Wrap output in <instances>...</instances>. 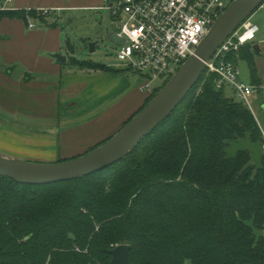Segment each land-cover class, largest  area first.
Listing matches in <instances>:
<instances>
[{
  "label": "trees",
  "instance_id": "16d2710c",
  "mask_svg": "<svg viewBox=\"0 0 264 264\" xmlns=\"http://www.w3.org/2000/svg\"><path fill=\"white\" fill-rule=\"evenodd\" d=\"M16 17L26 14L0 10V21ZM254 52L246 46L229 59L248 60L260 90ZM225 91L205 72L129 155L91 176L48 186L0 177V264H111L120 245L131 247V264H264L262 136Z\"/></svg>",
  "mask_w": 264,
  "mask_h": 264
},
{
  "label": "crops",
  "instance_id": "0c3cea01",
  "mask_svg": "<svg viewBox=\"0 0 264 264\" xmlns=\"http://www.w3.org/2000/svg\"><path fill=\"white\" fill-rule=\"evenodd\" d=\"M5 1L6 11L25 12L26 19L0 21L1 154L34 163L78 158L114 136L145 105L151 93L119 63L103 64L107 71L70 64L76 44L61 23L100 11L103 0ZM257 15L264 19V3ZM256 42L251 48L260 52L264 34ZM56 54L67 62L57 61Z\"/></svg>",
  "mask_w": 264,
  "mask_h": 264
},
{
  "label": "built area",
  "instance_id": "2783aa9c",
  "mask_svg": "<svg viewBox=\"0 0 264 264\" xmlns=\"http://www.w3.org/2000/svg\"><path fill=\"white\" fill-rule=\"evenodd\" d=\"M233 1L103 0L100 9L109 11L117 26L119 64L124 70L142 77L143 90L154 93V83L171 79L195 54L216 20ZM0 10H5L1 0ZM250 19L206 62L205 72L215 76L217 89L231 88L235 97L250 109L261 133L264 150V124L251 102V97L259 93V87L242 82L238 64L229 59L230 54L239 53L256 41L260 28ZM29 26L35 28L32 23Z\"/></svg>",
  "mask_w": 264,
  "mask_h": 264
},
{
  "label": "water",
  "instance_id": "95a60500",
  "mask_svg": "<svg viewBox=\"0 0 264 264\" xmlns=\"http://www.w3.org/2000/svg\"><path fill=\"white\" fill-rule=\"evenodd\" d=\"M263 3L264 0L233 1L216 20L195 54L137 115L104 144L78 158L58 163H34L0 153V177L22 184L48 186L88 177L121 162L185 101L204 74L206 62ZM89 48L90 53H94L96 44H90ZM254 49L259 52L257 46ZM54 57L61 63L67 62L63 55ZM130 249L129 245L117 246L111 251V264H131Z\"/></svg>",
  "mask_w": 264,
  "mask_h": 264
},
{
  "label": "rangeland",
  "instance_id": "374dc122",
  "mask_svg": "<svg viewBox=\"0 0 264 264\" xmlns=\"http://www.w3.org/2000/svg\"><path fill=\"white\" fill-rule=\"evenodd\" d=\"M258 11L250 19L261 28L257 40L264 34V19L262 15H257ZM61 25L64 27L65 33L69 34L76 44L75 55L70 53L69 56L75 57L81 61H94L106 65L110 63H119L117 59L119 41L115 36L117 26L113 23L109 11L100 10L78 13L72 17L70 25H67L66 21L62 22ZM256 41L255 44H258ZM92 43L96 44V51L94 53H90L89 47ZM259 46L260 52L255 51L253 57L258 69V76L261 78L262 88L259 90L258 94L251 97V102L257 117L264 124V43L259 44ZM247 49L250 55L251 49ZM238 66L241 73L240 80L244 83L251 84L252 75L249 61L240 57L238 58ZM131 74L135 76V80L139 79L143 82L142 77L134 73ZM168 80L160 79L155 82L153 86L158 89L163 87ZM201 87L202 86L199 85L195 92L200 93ZM225 93L227 97L235 98V94L231 88L226 89ZM235 149L236 148H234L233 151ZM0 153L2 152L0 151Z\"/></svg>",
  "mask_w": 264,
  "mask_h": 264
}]
</instances>
